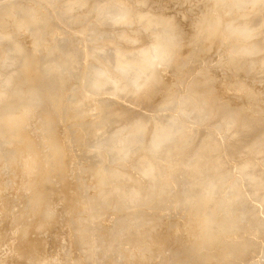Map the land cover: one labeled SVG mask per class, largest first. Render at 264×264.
Masks as SVG:
<instances>
[{
  "label": "rangeland",
  "instance_id": "1",
  "mask_svg": "<svg viewBox=\"0 0 264 264\" xmlns=\"http://www.w3.org/2000/svg\"><path fill=\"white\" fill-rule=\"evenodd\" d=\"M43 1L46 2V0H43ZM51 1H55L57 5L53 4V2ZM104 1L109 3V5L111 2L115 6H119L120 8L123 7L120 4V0H104ZM123 1L125 2L126 0H123ZM133 1H139L140 4L138 5V3L133 2ZM175 1L174 0H129L128 2L127 0L126 6L129 7V9L131 7V10L129 9L128 10L133 14L131 15L132 17L130 15L129 16L126 15L127 18L126 16L125 18L128 19L127 21L130 23L126 22V19L124 18V15H123L124 11H121V14L119 13L117 14V16L119 15L118 17L117 16L114 17V19L115 18L117 19V20L115 19L117 23L114 21L115 29H111L112 26L108 28L104 27V30L106 31L107 29L108 31L105 32L104 36L101 35L99 38L97 37L98 39L95 37L94 38L91 37L90 34L89 36H87L88 27H90L91 24L93 25L96 22L97 24L96 25L94 24L95 28L99 29L103 27L102 21L105 20L108 16L107 14H105L106 12L101 11V9L99 10V8H102L103 10L105 7H101L102 5L99 6V4H96V3H93L92 4L93 6L91 8L93 15H95L96 13L94 18L91 12H90V15L86 13V15L83 14L84 16L81 17V19L82 18L85 19L88 16H91L92 18L88 17L87 19L88 22H87V20H84V19L80 20V18L76 19L77 21L75 19L74 20L72 19L73 18L72 14L74 12H78L82 10L83 6L81 7L80 5H82L83 2L80 5H78V3L77 4L75 3V0H47V3L49 2L51 3L46 5L45 8H47V6H50V8L48 7V9L51 11H53L52 9L54 8V12L56 13V15H58L61 19L64 18L63 20L65 21L67 19L66 21L67 23H64L58 19L59 24L55 26L54 25L55 23L53 22V20L49 19L46 23H44V25H41V28L39 30V32L41 31L40 32L41 44L38 42L33 43L35 40L34 41L32 40L33 35L30 34L28 30L23 32L25 33V35L24 34H14V33L8 34L7 30L12 29L10 27L11 24L4 23L5 29L3 32H0V39L3 37V39L6 40L9 37H11L12 41H14L15 39L19 41L22 44L21 47L18 44L19 52H21L22 54L21 57L24 56L26 52L28 51L30 52L36 49V54L34 55L31 62L29 63V66L25 67V69L23 68V71L17 69L16 71L18 73L20 74L26 73L28 75L32 74L33 76H35L36 78L32 77L31 75L32 78L30 80V83H33L34 85H37V86L41 85L40 83L41 80L42 82L44 80L45 83L49 82L45 75L52 77L54 81L61 79V84H59L58 86L55 84H52L54 86V92H50V93L48 92L49 94L47 92L46 93L44 92V97L46 101L47 100L49 101V102L47 101L48 103L45 102L43 103V105H41V103H38V104H33L31 106V111L29 110V113L27 114L28 115L27 120L29 124L30 123L34 124V119L36 117V114L39 111H40L39 113L45 110H49V111L51 110V112H53L51 109V101H53L51 97H56L57 94L59 95V91L62 90L61 96L63 98L62 102L64 106L63 108L59 109V111L57 112H55L54 110L56 117L58 116V114H60L61 119H58L57 123L53 126L52 133H54V135L57 133L55 144L59 145L63 150L62 161L64 160L63 162L64 165L62 166L63 172H62V169H58L59 172L58 170L57 171L55 170V164H53V162H49L53 158L51 157L52 155L50 154V149H47L49 148V146L47 145V142L45 140L43 142L42 141L37 142L35 140V138H37L36 137L37 135L34 134V133H37V131L29 127V124L26 127L27 133H28L27 140L29 142L30 141L35 142V145L33 146L37 151H39V155H40V157L38 158L39 161L36 164L28 166L29 160L31 159L33 155L32 151L34 150V148L31 147V148L25 149L23 153L20 154L18 161L15 160L16 162L12 161L13 162L12 163L11 160H13L15 156V152L19 148V143L17 144L16 141H11V142L5 141L6 137L4 136L7 135V132L3 129V127L5 126L1 125L0 127V264H112V260H115L116 264H163V263L164 264H211V263L212 264H264V201L262 200L264 199V193H263L264 191L262 190L264 189V182H263L264 180V177H263L264 176V154H263L264 152L263 151L264 150L262 152L258 151V154H257L256 150H259L257 149L258 143H256L257 146H254L255 142H257L261 138V136L262 138H264L263 136L264 135L263 134L264 133V126H263L264 125V96H263L264 95V69H263L264 68V62H263L264 61L263 59L264 58V50H263L264 42H262L264 41V25H263L264 24V8L262 9V6H263L262 4H264V2H262V4L259 3L261 4L260 5L261 7L255 3L256 5L259 6V7L258 6L256 7V5L254 6L257 8V9L253 8L256 11L254 10L255 11L254 12L252 9L253 12H251V9H250V11L248 10L249 14L245 13L246 15L245 16L244 14L241 13L242 11H240V14H239L238 9L232 7L233 4L236 5L235 2L238 3V1H235V0H228V1L224 0L219 4H216V0H181V2L180 0H178V2L177 1L175 2ZM243 1H246L244 2L245 4L247 2L250 3V5H251V2L252 4H254L253 0H243ZM254 1L259 2V0H254ZM145 2H146V5H145ZM33 3H36V1L34 0H0V9L7 10V14L4 16L7 20H9L11 23L17 22L16 20H18L17 24L22 26L21 28H23L24 22L22 19L24 18L22 16L17 15L16 18L11 17L10 19L9 15L11 16L15 12L14 9L11 7V5L16 6V7L20 5L30 6ZM62 3L63 5H61ZM67 3H70L69 5L71 6L68 7L69 5ZM64 5L67 7H65ZM83 5H85V3ZM51 6L53 8H51ZM60 6L62 7V9L64 8L66 9V10H62L63 14H61L62 11H61ZM103 6L105 5L103 4ZM138 6L140 7L138 8ZM215 6H218L219 10H217ZM55 8H57V10L59 9L58 12L60 11V14H57ZM148 8L153 12H151ZM94 9H96L95 12L93 11ZM183 9H186V10H183ZM239 9H242V8L240 7ZM70 10H72V12H70ZM65 11L69 13L65 14ZM44 12L47 13V11H44ZM243 12L245 11L243 10ZM241 14H242V17H240ZM61 15H63L64 17L62 18ZM65 15H67V17ZM104 15L105 17H103ZM32 16L34 17V15ZM120 16L121 17L123 16V18L125 19V22L123 21L124 20L123 18L120 22L119 20L121 19ZM157 16H159L160 18H158ZM215 17H219V23L215 19ZM131 18L132 19L134 18V21ZM140 18L141 20H139ZM156 18L157 20L169 19L171 21V24L174 27L173 28V32H175L173 36L174 51L173 53L171 52V55H169L170 51L168 48H166V44L162 43L164 39H162L163 35L161 34H164V33L159 34L160 30L158 31L156 28L157 26L158 28H160L161 27V26L159 27L160 24L156 25L154 23H151L152 26H150L149 24L150 21H153L152 19H156ZM260 18H263L261 19L263 20V22H261ZM25 19L28 21V20H31L32 18L27 19L25 17ZM191 19H193V21ZM80 21L81 22L83 21V22L80 23ZM90 21L92 22L89 23ZM254 21H256L257 24H259V21H260V24L257 26L255 30L251 31V33H254L253 36L252 35L243 36V34L241 35L238 32L237 29L240 27V25L242 26L247 23L254 22ZM118 22H120V24ZM98 23H100V25H98ZM122 23H124L125 26ZM212 24L214 25L218 24V28L219 26L221 28H224L225 25H228L229 35L230 36L232 35L231 37H238V40L234 41V43L236 44L233 43L232 46L230 45V47H228L229 44H227V42L225 44L220 43L221 35L217 37V34L212 37H208L205 35H203L202 37L200 36L197 37V34L199 32H203V31L206 32L204 29L206 28L205 27L206 25L211 26ZM153 25L155 26L153 27ZM61 28H63L65 31L63 32ZM116 29H118V31H120L121 29L122 30L118 32ZM109 30H112V31H109ZM124 30H126L125 32L128 35L124 32ZM94 31L95 30H93V32ZM152 32L155 34L151 35L153 34ZM4 33L6 34V36H2ZM56 34L67 35L68 39L70 38L73 42L76 40L75 41L76 43L75 42L71 43V45L68 43V45H66L68 47H62L61 45H59V42L57 43V41H54ZM123 35H126V36H123ZM156 35L157 37H155ZM117 36L119 37L117 38ZM152 36L155 37V39ZM192 36H194V38ZM124 37L125 38L127 37L126 38L127 40ZM158 37L159 39H157ZM261 38L263 40H261ZM87 39H91V40H87ZM30 40L33 42L30 43L29 42ZM82 40L84 41L85 44L81 42ZM195 40H197L198 43H196ZM9 41L10 40H8V42ZM150 41H151V44H150ZM158 41H160V44L159 45L157 44L158 45L157 46L154 43H158ZM92 42L96 45H94ZM251 42H252V45H251ZM109 43L110 44L113 43V46L110 45ZM137 45L140 47L142 45L144 46L140 48ZM151 45L154 46L155 48H153ZM161 45L163 47H159ZM110 46H112V48H115V49L114 50L111 49ZM114 46H119V48L114 47ZM72 47H74L75 49ZM107 47H109L110 50L104 49ZM131 47H133L132 51H134V54H131L133 53L130 50ZM137 47L140 49H138ZM157 47H158L159 53H158V50H156ZM7 48L8 46L4 45L0 49V56L2 55L4 51H6L3 53V56L6 57L5 55H7V51H8ZM71 49L73 52L71 51ZM95 49H97L99 52ZM118 49H123V51H120ZM126 49H129V50H126ZM208 50L210 52H208ZM261 50L263 51L260 52ZM68 51L73 56H71ZM86 51L87 52L89 51V52L87 53ZM91 51H93L94 53ZM111 51L113 53H111ZM146 51H148L150 54L153 52L152 53L153 55L151 54L152 55L151 56ZM107 52L108 54H105L104 56H107V57L109 56V59L107 57L105 58L102 55ZM253 52H255V54ZM100 53L102 54L100 55ZM138 53L142 55L147 53L145 54V56L147 55L145 57L146 59L145 58H144L145 60L141 59L143 58V56L142 55L139 56ZM165 53L171 57L169 58L170 60L167 59V57L169 56H167ZM85 54L88 55V57ZM121 54H122V58H120ZM53 55L60 56L61 58L64 57L62 61L63 62L65 61L64 63L65 65L64 66L63 65L58 66L56 64L46 65L45 68L41 70V73H42L41 75H42V78L44 79L39 80L38 79L39 77H37L38 73L34 70V67L37 66V63L40 62V60L45 59V58H50ZM90 55H92V57ZM163 55L166 56L164 57L167 60L163 57ZM65 56H67V58ZM85 56L87 59H85ZM93 56H94V59H90V58H93ZM232 56L245 59L247 61V66H248L247 68H249L250 66V69H251V67L256 66V64L258 65L260 64L259 66L260 67L263 66V68H260L257 66V69L255 68L256 69L255 72L251 71L254 73L250 74L251 73L250 72L248 74L244 72L242 67L237 68L236 66L234 67L230 66L233 68L231 69L234 70L235 73L237 72L235 74L234 72H231L230 70L225 69V67L229 66V64L227 65L223 64L224 58L232 57ZM110 57L112 59H110ZM123 57L125 60H127L126 58H128V61H125V63L127 62L126 65L124 63ZM148 57L150 59L152 58L157 59L159 61V64L161 65L158 64L160 68L157 70V73H155V76H154L155 80L154 81L151 80L150 81L151 83L149 84L147 83V85H145L146 84L145 83L144 85L146 87H144L143 85H139L141 82L140 80L138 81V78L141 79L143 82H145L147 79L146 74L149 70H145L146 71L145 72L144 69L147 67L146 66L147 63L145 62ZM203 57L207 59V61L205 60V63H204ZM1 58H2L1 59L2 61L12 60L10 58L3 59L2 56ZM36 58L37 60L35 61ZM129 58L133 59L132 60L133 62H131L130 61L131 59L129 60ZM88 59H90V61ZM97 59L101 61H98ZM68 60H72V61H68ZM73 60H77L75 61L76 65ZM96 60L99 63L100 62L102 63L95 66L96 64H98V62L96 63ZM105 60L108 65L105 63ZM111 60H112V63L109 62ZM134 60L135 62L136 61L138 62L139 60L141 61L144 60V64H142L143 61L141 63L140 61L138 63L137 62L135 63ZM256 60H258L257 63H255ZM10 61H6L2 63L0 62V71L5 73L4 74L5 76H7L6 74H8L6 72V69L7 68L11 69L10 64L12 65L13 63V60L11 61V63ZM114 61L116 63H114ZM117 61L118 62L122 61V63L121 62L118 63ZM162 61H164L165 63H163ZM70 62H73L76 68L72 72L69 68V65H71L69 64ZM130 62L134 64H130ZM139 63L142 64V67H139L141 66ZM251 63L254 65L252 66ZM4 64L7 66H5ZM118 64L121 66L123 65L127 67L129 66L130 70L134 68L133 70L137 71L138 69V73L140 74L136 72H132V75H131L134 81L133 83L134 84L136 83L135 85L134 84L126 85V84H122L119 82L120 79L117 77H119L118 70L120 69L119 68L120 66H118ZM89 65H90V68L92 65L91 70H93L94 74L88 67ZM105 65L108 67H106ZM99 66L100 68L103 67L102 68L103 71L102 69L99 68ZM125 66H123V69H125L126 71L129 70V67L127 68ZM1 67L3 68L6 67L4 69L5 71H3ZM115 67H117L118 69L116 70ZM140 69H141V72H140ZM86 70L87 71L89 70L90 73L89 71L87 72ZM248 70H245V71H248ZM105 71L109 73L107 74ZM102 72L107 74L109 78L106 77L105 74L103 75ZM129 72L127 71L128 74ZM151 72L152 71H150L149 73ZM3 73H0V83L1 84L5 83V80H6L5 79L6 77L4 76L5 77L4 78L1 75ZM83 73H85L84 78L86 79V81L87 79L91 81V82L87 81L90 84H88L87 82L85 83L81 82L80 77H81V74ZM110 73H112V75L115 73L114 75L115 77L111 76ZM205 73L207 75L210 74L211 78L216 76L217 79L213 83H210L208 86L205 85L202 88V90L206 92L204 93L206 95L203 98L202 104H205V101H206L207 106H208V103L211 104L212 112L209 113L210 115L211 114L213 115V112L215 114L216 112L218 113V108H220L219 110L223 112L224 111L231 112L235 116V118L234 116L233 118L231 117L230 118L231 120L227 123H226V120L224 121L222 119L220 120L221 117L216 116L217 114L216 115L214 114L215 117L216 118L220 117V118L215 119L213 118L214 116L211 117L208 114L210 118L208 117V118H204L205 120L204 119L201 120V119L189 118L191 117V115L189 114H187L186 116H180L178 114L179 111L178 113H176L178 110V105H179L177 101H180L181 98H183L187 94L194 95L196 93V92L192 93V89H193L192 87L194 84V80H196L199 76L204 75ZM71 74H72V77H71ZM63 75H65L64 78L62 77ZM138 75L143 76V77H138ZM101 76L102 78H100ZM91 77H93V80H94L93 84L95 85V87L94 85H91L93 81ZM143 78H146V79L144 80ZM85 79H83V81ZM97 79H99L100 81L99 80L97 81ZM137 81H138V86H137ZM18 82H19V76L14 73V76L12 77V79H10V86L12 88L10 89V86H8L7 88L3 84L2 85L0 84V87L3 86L4 90H6L7 92L13 95L14 88L20 85V82L19 83ZM108 82H111V83H108ZM152 82H153V85H152ZM169 82L171 83L169 84ZM240 82L247 83L248 87L242 88L241 89L242 91L234 89L236 84ZM80 83H83V85L86 88L80 89L81 88ZM97 83H98V86L96 85ZM114 84L115 86H113ZM183 84L184 86L182 87ZM191 84L192 86H190ZM166 85H168L167 86L168 88L165 87ZM106 86L108 87V89L106 88ZM110 86L114 87V89ZM189 86L192 89L188 93V91L190 90L188 88ZM149 87L151 89H147ZM169 87L171 90L169 89ZM99 88H102V90H100ZM118 88L119 89L122 88V90L120 89L121 92ZM162 88H163V91H160L162 90ZM127 89L134 90V94L131 92L130 94L129 91L131 90L128 91ZM111 90H112V93H110ZM116 91H118L119 93H116ZM154 91L156 92V94ZM175 91L177 92L175 93ZM193 91L195 90L193 89ZM178 92H180V95L177 94ZM123 94H126L127 96ZM47 95H51V96L49 97ZM85 95L87 96L86 99L90 100L88 101V103L86 100H83V97ZM139 99L142 100V102ZM208 99L210 100V102ZM107 100L112 103L109 104ZM247 100H250V101H247ZM104 101L108 103L104 104ZM97 103H98V106H97ZM176 103L178 105H176ZM255 104L257 105L256 107H254ZM48 105L49 107L47 108ZM237 105H240V106H237ZM73 106L78 107V108H74ZM115 106L117 107L116 109L118 111L117 113H119V111L121 110L118 115L119 117L122 116V118L125 119L124 120L125 123L127 122L129 123L133 121V123L131 122L132 124L129 123L133 125L135 124L137 119L141 120L143 123L145 122V124L147 122L146 124L147 127L145 126L146 127L145 131L147 134L150 128H151L150 131L153 133V127L155 126L154 129L156 128V125L154 124L155 123L157 124L158 122L157 120H159V118L169 116V114L170 115L177 114L174 116L175 117L180 116V118H178L179 124L171 123L172 121L169 120L167 121L165 128H163L164 129L163 131L166 133L167 132L169 133L171 130L175 128L178 129V132H176L177 135L175 136L174 139L172 138V140H175V141H170L171 139L169 140L167 139L166 141L165 139V140H160V141L155 142L154 135L153 134L150 135L151 132H149L148 134L149 137L146 136L147 137L146 139L149 141L148 143L149 145L148 144H144V145L145 147L148 145L150 148L142 147V144L139 140V143H137V145L136 143H134V145L132 144L131 147L128 146L127 148H125V153L124 152L123 154L121 153L122 157H121V154H119L120 155L119 157L117 156L118 159H115L113 156H109L110 154L109 151L111 150V147L107 146L109 149L107 147L105 149L103 145H100L101 142L96 144V140H99V141L106 140L107 141L109 137L112 138L114 130H111L109 132L107 131L111 126H117L116 128L118 132L120 131L122 132L123 130L126 129L125 128L126 126H122L125 123H123L124 121H122L123 119L121 117H120L121 119L119 117L118 118L116 117L118 121L115 120L116 118L113 115V112L115 111ZM176 106H177V109H176ZM224 107H225V110H224ZM232 107L234 110L231 111ZM213 108H215L217 111L216 112L215 110L213 111ZM239 108L241 110H239ZM80 109H84V110L81 111ZM70 111L72 113H70ZM107 111H110V112L107 113ZM233 111H237V113ZM117 113L115 111L114 113L115 116H117ZM55 114H53L54 118H55ZM105 114L109 118L108 117L104 118ZM129 115L132 117L131 118L132 120L129 119L130 118ZM110 118L111 119L114 118V119L111 120ZM211 118L214 121V123L212 122ZM233 119H235V123ZM240 119L243 121H240V123H238L237 121H239ZM231 122H233V124ZM150 124H151V127H150ZM234 124L236 125L233 126ZM94 127L95 129H93ZM87 128H89V130ZM66 130H67V134L65 133ZM29 131L32 133H30ZM254 134L257 136H255ZM252 136H254V138ZM93 138L95 140H93ZM179 138L181 140V141L179 140L181 143L185 139H186L185 140L186 142L182 144L179 141L177 142ZM255 139H257V141ZM142 140H145V137ZM87 141L89 142L88 145H87ZM223 142L225 145L223 144ZM233 142L237 144H234ZM81 143L83 146L81 145ZM150 143L152 144L150 145ZM117 145L118 144H116V146H113V148L117 147ZM251 146H254V147L251 148ZM137 148L140 149V151ZM244 148L246 149L244 150ZM82 149L83 150L85 149V150L82 151ZM253 149L255 150V152ZM88 150L90 151L97 150V155L95 156L93 155L92 158L88 159V153H90L88 152ZM142 150H144L146 153H143L144 151L141 152ZM133 152H136V153H133ZM42 155H45V157ZM81 156L82 158L84 156L85 157L81 160ZM192 162H195L196 165L198 163L200 164L201 162V164L200 165L198 164L197 165L198 167L194 169L195 175L193 176V178H192V175L189 174L194 164V163L192 164ZM88 163H90V165ZM143 163L148 164V165L146 164L148 168L147 169L148 171L146 173L145 172L143 173V171H141L139 167V164H142L143 166L144 165ZM243 163L244 164L249 163L251 164V167H252L248 172H245L244 174L240 171L241 170L240 168L242 166L241 164ZM88 166L89 167L97 166V168H99V171L102 174L101 176H104L105 178V183L103 185L99 187L100 183L90 184L88 182L90 181L89 179L90 171L86 170V167ZM107 167H109L108 168L109 170L107 169ZM43 170H46V172ZM253 171L255 172L253 173ZM44 172L46 173V175L44 174ZM246 173H251L250 175L252 178L251 180H249L248 178H245ZM39 174L41 176H39ZM47 175H50L51 177ZM187 175H189L188 177L190 179L186 178ZM202 178H205L204 180L205 185L208 184L207 190H205L204 194L206 193L205 195L207 197L208 195L210 196L209 199H207L206 197V200H208L209 204L206 201L205 205L204 204L202 205L199 202H197L195 199H193L200 192V186H201L200 181ZM53 179H54V182H52ZM78 181L80 183H78ZM35 182L38 184H43L40 190L41 192L40 191L36 192L37 189H35L36 191L34 190L31 193L29 191L30 190L29 185H32ZM64 182L66 183L63 184ZM257 183H260V184H257ZM256 184L261 185L260 191L261 190L263 191L262 194L260 191H258V187ZM60 185L62 186L59 187ZM254 186L257 188L256 190H254L255 189ZM63 188L65 190H61ZM99 190L103 192L109 191L110 195L107 192L108 197L100 200V196L95 195L97 194ZM46 191H47V194L50 193L49 196L51 199L48 200L49 204H51L50 202L52 200L54 202H57V204H59L61 208L59 209L60 211L56 214L55 219L51 218L49 221L43 224L41 229H39L40 226H37V224L41 222L40 220H29L27 218L26 211L29 209V206L27 205L29 203L30 197H32L34 194L46 193ZM129 194L131 195L130 198H129ZM87 195L89 196L94 195L96 197L95 198L91 197V200L89 199V203H87L86 201L83 202L84 199L85 200L88 199ZM66 200L68 201L66 202ZM74 200H76V202H74ZM94 200L96 203L94 202ZM97 200L99 201L97 202ZM80 201H81V204H80ZM90 203H93L94 205L93 204L90 205ZM198 206L202 209V212L206 209L210 210L214 215L217 214L215 216L216 217L219 216V218H222L224 215L229 214L230 217L234 221L238 222L237 227L234 228V230L231 233L229 232V234L226 235L227 237L224 236V238L217 239V242H215V244L208 241V239L206 240L204 238H201L200 233L203 232L205 228L204 227L205 223L204 221H201V220H199L200 222L198 220L195 221L196 220L195 217H197L196 216L197 214L195 215L194 211L196 207ZM217 207H219L220 209ZM214 211L216 213H214ZM187 217L188 218L190 217V218L188 219ZM198 218L200 217L198 216ZM222 219L224 220L221 222L219 221L217 222V224L213 225V231L215 230L214 232H217L216 235L219 234L218 233L219 231H222L226 228L225 221L228 218L223 217ZM187 221L189 223H186ZM26 222L28 223V226ZM189 225L191 227H195L196 231L190 228L191 231L189 232L188 231L189 229L186 228ZM24 227L26 230L24 229ZM148 228L151 229L150 231H148L151 236V242L147 246L146 253L143 254V256H139L135 252L131 253L130 252L131 243L137 241L139 239L138 235L143 233L146 230H149ZM159 228L160 230L162 229L163 230L160 231L158 230ZM38 230L39 231L41 230V231L39 232ZM187 231L188 233H186ZM193 232L195 233V235ZM28 233L29 235H31V238L28 240L26 239V237L22 239L23 235L24 236L28 235ZM192 235L194 236L192 237ZM216 238H218V236H216ZM21 242L24 243L23 248L19 245L21 244ZM195 244L198 247H196ZM244 244H248L251 246L252 248L251 252L249 251L250 249L248 250V252L250 253L246 252V253L240 254L239 252H237V249L243 246ZM152 245L153 247H155L154 250H153ZM75 248H76V251H73ZM70 249L72 250L71 252L69 251ZM150 255L151 256L153 255L152 258H155V257L156 258L152 259ZM201 255L205 259L201 257ZM171 256H172V261L170 260ZM185 258L187 260H185ZM164 259L165 261L166 260L167 261L165 262ZM169 262H172V263H169Z\"/></svg>",
  "mask_w": 264,
  "mask_h": 264
},
{
  "label": "bare ground",
  "instance_id": "2",
  "mask_svg": "<svg viewBox=\"0 0 264 264\" xmlns=\"http://www.w3.org/2000/svg\"><path fill=\"white\" fill-rule=\"evenodd\" d=\"M34 1H36V3H33L32 5H30V6H13V5H11V7L14 9V13L10 16L9 15V17H10V19H11V17L13 18H16L17 17V15H19V16H22L24 19H22L23 20V28H21L22 26H20V25H18L17 24V22H18V20H16L17 22H14V23H11L9 20H7L4 16L7 14V10H5V9H0V32H3L4 31V29H5V27H4V23H10L11 24V28L12 29H9V30H7V33L8 34H11V33H14V34H24L25 35V33H23V32H25V31H29L30 32V34H32L33 35V38H32V40L34 41H29L30 43L31 42H33V43H35V42H38V43H40L41 44V41H40V32H39V30H40V28H41V25H44V23H46L49 19H52L53 20V22L55 23L54 25L55 26H57L58 24H59V20H61L62 22H64V23H67L66 21H67V19H66V21L65 20H63L64 18V16L63 15H61V17L63 18V19H61L58 15H56V13L54 12V8L52 7L53 6V4H55V5H57L56 3H55V1H51V2H53V4H52V6H51V8H53L52 10L53 11H51V10H49L48 9V7L50 8V6H47V8H45L46 7V5H48L49 3H51V2H49V3H47V0H46V2L45 1H43V0H34ZM122 1V2H121ZM175 1V0H174ZM177 2H178V0H176ZM175 1V2H176ZM222 1H224V0H216V4H219V3H221ZM228 1V0H227ZM235 1H238V3L237 2H235L236 3V5L235 4H233L232 5V7L233 8H237L238 9V12H239V14H240V11H242L241 13L242 14H244L245 15V13H247V14H249V12H248V10L250 11V9H251V12H253L255 9H257L256 7L259 5H261L262 4V2H264L263 0H259V2H255L254 0H253V2H254V4H252V2H251V5H250V3H244V2H246V1H243V0H235ZM43 2H45V3H43ZM57 2V1H56ZM68 2V1H67ZM70 2V1H69ZM74 2V1H73ZM72 2V3H73ZM83 2V3H82ZM117 2V1H116ZM128 2H129V0H128ZM133 2H136V3H138V5L140 4L139 3V1H133ZM180 2H181V0H180ZM58 3V2H57ZM59 3H61V2H59ZM75 3L77 4L78 3V5H80L81 3H82V5H80L81 7L83 6V7H85V8H83L82 7V10H80V11H78V12H74L73 14H72V16H73V20L75 19H79L80 18V20H82V19H84V18H82L81 19V17L82 16H84L83 14H85L86 15V13L88 14V15H90V12H91V14L93 15V13H92V11H91V8H92V4L93 3H96V4H99V6H101V7H105L103 10H102V8H99V10L101 9V11H104V12H106L105 14H107V18L105 19V20H103L102 21V26L103 27H101V28H99V29H97V28H95L94 27V24L96 25L97 24V22L96 23H94L93 25L91 24V26L90 27H88V35L87 36H89V34L91 35V37H95V38H99L101 35L102 36H104L105 35V32L106 31H108L107 29H106V31L104 30V27L105 28H108V27H111L112 26V28L111 29H115V24H114V21H115V19H114V17H116L117 16V14L119 13V14H121V11H124V18H125V16L127 15V16H131L133 13H131L129 10H131V7H130V9H129V7H127L126 5H127V0L124 2L123 0H120V4L123 6V7H119V6H115L114 4H112L111 2H110V5H109V3H107V2H105L104 0H75ZM85 3V5H83ZM131 3V2H130ZM189 3V2H188ZM258 4V5H256V4ZM259 3H261V4H259ZM66 4V3H65ZM68 5L70 4V3H67ZM103 4L105 5V6H103ZM36 5V6H35ZM55 5H54V7H55ZM61 5H63V3L61 4ZM131 5V4H130ZM144 5V4H143ZM145 5H146V2H145ZM161 5V4H160ZM256 5V7H254ZM263 6H262V9L264 8V4H262ZM65 6V5H64ZM71 5H69L68 7H70ZM132 6V5H131ZM162 6V5H161ZM258 6V7H259ZM39 7H41V8H39ZM57 7H59V6H57ZM61 7V6H60ZM65 7H67V6H65ZM96 7H97V5H96ZM96 7H94V8H96ZM140 6H138V8H139ZM173 7V6H172ZM175 7V6H174ZM179 7V6H178ZM188 7V6H187ZM242 8V9H239V8ZM261 7V6H260ZM64 8V7H63ZM122 8H124V9H122ZM215 8L217 9V10H219V8H218V6H215ZM231 8V7H230ZM253 8H255V9H253ZM56 9V12H57V14H60V11L58 12V10H57V8H55ZM69 9V8H68ZM129 9V10H128ZM149 9V8H148ZM175 9V8H174ZM252 9H253V11H252ZM260 9V8H259ZM49 10V11H48ZM62 10H66L65 8L64 9H62V7H61V11ZM95 10L96 9H94L93 11L95 12ZM136 10V9H135ZM135 10H134V12H135ZM150 10V9H149ZM180 10V9H179ZM183 10H186V9H183ZM243 10L245 11V12H243ZM44 11H47V13H45ZM151 11V10H150ZM168 11V10H167ZM166 11V12H167ZM174 11V10H173ZM256 11V10H255ZM254 11V12H255ZM70 12H72V10H70ZM144 12V11H143ZM151 12H153V11H151ZM163 12H165V11H163ZM186 12V11H185ZM66 13H69V12H66L65 11V14ZM158 13V12H157ZM181 13V12H180ZM195 13H197V12H195ZM61 14H63V11L61 12ZM102 14H103V12H102ZM172 14H174V13H172ZM177 14V13H176ZM242 14H241V16L240 17H242ZM32 15H34V17L32 16ZM68 15V14H67ZM67 15H65L66 17H67ZM87 15V16H88ZM95 15H96V13H95ZM95 15H93V18H94V16ZM142 15V14H141ZM140 15V16H141ZM191 15V14H190ZM195 15V14H194ZM71 16V17H72ZM119 16V15H118ZM117 16V17H118ZM127 16H126V18H127ZM152 16H154V15H152ZM156 16V15H155ZM160 16V15H159ZM159 16H157L158 18H160ZM169 16V15H168ZM170 16H171V14H170ZM202 16V15H201ZM246 16V15H245ZM21 17V18H22ZM25 17L28 19H30V18H32L31 20H26L25 19ZM58 17V18H57ZM88 17H91V16H88ZM88 17L87 18H85L84 20H87L88 19ZM103 17H105V15L103 16ZM121 17V16H120ZM132 17V16H131ZM137 17V16H136ZM165 17V16H164ZM70 18V17H69ZM68 18V19H69ZM92 18V17H91ZM90 18V19H91ZM122 18H123V16L121 17V19H119L120 20V22H121V20H122ZM123 18V19H124ZM125 18V19H126ZM129 18V17H128ZM152 18V17H151ZM154 18V17H153ZM169 18V17H168ZM59 19V20H58ZM71 19V20H72ZM125 19L123 20L124 22H125ZM132 19V18H131ZM180 19V18H179ZM185 19V18H184ZM215 19L218 21V23H219V17H215ZM254 19H256V18H254ZM253 19V20H254ZM261 19H263V18H260V20ZM94 20H96V19H94ZM117 20V19H116ZM118 20V21H119ZM128 19H126V22H128L127 21ZM133 21H134V18L132 19ZM139 20H141V18L139 19ZM153 21H150L149 22V24H150V26H152V24L151 23H154V24H156V25H159V27L160 28H158V26L156 27L157 28V30L159 31L160 30V33L159 34H161V33H164V34H161V35H163V38L162 39H164V41H162V43H164V44H166V48H168L169 49V51H170V54L169 55H171V52L173 53V51H174V45H173V36H174V34H175V32H173V25L171 24V21L169 20V19H160V20H157V18L156 19H152ZM192 21H193V19H191ZM70 21V20H69ZM77 21V20H76ZM79 21V20H78ZM101 21V20H100ZM190 21V20H189ZM204 21V20H203ZM216 21V22H217ZM83 22V21H82ZM81 21H80V23H82ZM87 22H88V20H87ZM92 21H90L89 23H91ZM95 22V21H94ZM99 22V21H98ZM116 22V21H115ZM120 22H118L119 24H120ZM136 22V21H135ZM191 22V21H190ZM261 22H263V20H261ZM74 23H76V22H74ZM79 23V22H78ZM88 23V24H89ZM117 23V22H116ZM128 23H130V22H128ZM70 24V23H69ZM118 24V25H119ZM123 25H124V23H122ZM121 24V25H122ZM127 24V23H126ZM259 24H260V21H259ZM259 24H257V22L256 21H254V22H250V23H247V24H245V25H240V27L237 29L238 30V32L242 35L243 34V36H253V34L254 33H251V31L252 30H255L256 28H257V26L259 25ZM98 25H100V23H98ZM118 25H117V27H118ZM190 25V24H189ZM216 25V24H215ZM214 24H212L211 26L210 25H206L205 27L206 28H204L205 29V31L206 32H199L198 34H197V37H202L203 35H205V36H208V37H212V36H214V35H216L217 34V37L219 36V35H221V37H220V39H221V41H220V43H226L227 42V44H229L228 45V47H230V45L232 46L233 45V43H234V41H236V40H238V37H231L230 35H229V27H228V25H225L224 26V28H221L220 26H219V28H218V24L215 26ZM264 25V24H263ZM89 26V25H88ZM114 26V27H113ZM125 26V25H124ZM149 26V25H148ZM155 25H153V27H154ZM192 27V26H191ZM228 27V28H227ZM260 27V26H259ZM8 28V27H7ZM76 28V27H75ZM122 28V27H121ZM152 28V27H151ZM201 28H202V26H201ZM262 28V27H261ZM62 30H63V32L65 31L63 28H61ZM73 29H74V27H73ZM79 29V28H78ZM103 29V30H102ZM126 29V28H125ZM155 29V28H154ZM76 30V29H75ZM93 30H95L94 32H93ZM117 31H118V29H116ZM115 30V31H116ZM122 30V29H121ZM120 30V31H121ZM135 30V29H134ZM157 30H156V32H157ZM68 31V30H67ZM109 31H112V30H109ZM116 31V32H117ZM120 31H118V32H120ZM126 30H124V32H125ZM70 33V32H69ZM126 33V32H125ZM146 33V32H145ZM153 33V32H152ZM195 33H196V31H195ZM108 34V33H107ZM106 34V35H107ZM115 34H117V33H115ZM124 34V33H123ZM127 34V33H126ZM155 33H153V34H151V35H154ZM157 34V33H156ZM159 34H158V36H159ZM27 35V34H26ZM70 35V34H69ZM119 35V34H118ZM128 35V34H127ZM129 35H131V34H129ZM2 36H6V34L4 33ZM9 36V35H8ZM18 36V35H17ZM120 36V35H119ZM119 36H117V38L119 37ZM123 36H126V35H123ZM263 36V35H262ZM27 37V36H26ZM75 37V36H74ZM121 37V36H120ZM132 37H134V36H132ZM151 37V36H150ZM153 37V36H152ZM155 37H157V35L155 36ZM155 37H153L154 39H155ZM160 37H162V36H160ZM193 38H194V36H192ZM216 37V38H217ZM6 38V37H5ZM10 38V39H9ZM8 39H3V37L0 39V49L5 45V46H8V48H7V55H5L6 57H4L3 56V53L4 52H6V51H2L3 53H2V57H3V59H5V58H10V59H12L13 60V63H12V65L10 64V67H11V69L10 68H7L6 69V72L8 73V74H6L7 76H5L4 74L5 73H3V72H1L0 71V73H3V74H1L6 80H5V83H2L4 86H6L7 88H8V86H10V79H12V77L14 76V73L15 74H17L18 76H19V82H20V85L17 87H15L14 88V94L12 95V94H10L9 92H7L6 90H4V88H3V86L2 87H0L1 89H0V127H1V125H3V126H5V127H3V129L7 132V135H5L4 137H6V140L5 141H16V143L18 144L19 143V148L17 149V151L15 152V156H14V158H13V160H11V162L13 161H18V159H19V156H20V154H22L23 153V151L25 150V149H28V148H34V146L33 145H35V142H29L28 140H27V137H28V133H27V125L29 124V122H28V120H27V114L29 113V110L31 111V106L33 105V104H38V103H41V105H43V103H45V102H47L46 101V99H45V97H44V92L46 93H50V92H54V86L52 85V84H55V85H59V84H61V79L60 80H55L54 81V79L52 78V77H50V76H48V75H45L46 77H47V80L49 81V82H44V80H43V82H42V80L41 79H44V78H42V73H41V70L43 69V68H45V66L46 65H49V64H56V65H58V66H64L65 64V61L63 62L62 61V59L64 58V57H60V56H55V55H53L52 57H50V58H45V59H42V60H40V62H35V63H37V66H35L34 67V70L38 73L37 74V77H39L38 79L39 80H41V85H34L33 83H30V80H31V78L32 77H35V76H33L32 74V77H31V75H28V74H26V73H22V74H20V73H18L16 70L17 69H19V70H22L23 71V68L25 69V67H28L29 66V63L31 62V60H32V58L34 57V55L36 54V49H34V50H32V51H28V52H26L25 54H24V56H22L21 57V52H19V45H20V47L22 46V44L19 42V41H17L16 39L14 40V41H12V38L11 37H9ZM92 38V39H93ZM97 38V39H98ZM125 38V37H124ZM123 38V39H124ZM127 38V37H126ZM125 38V39H126ZM130 38V37H129ZM135 38H137V37H135ZM134 38V39H135ZM259 38V37H258ZM263 38V37H262ZM261 38V40H263ZM122 39V38H121ZM133 39V38H132ZM157 39H159V37L157 38ZM161 39V38H160ZM8 40H10L9 42H8ZM29 40V39H28ZM87 40H91V39H87ZM115 40V39H114ZM127 40V39H126ZM153 40V39H152ZM254 40H256V39H254ZM54 41H57V43L59 42V45H61L62 47H68V46H66V45H68V43L71 45V43H74L70 38L68 39V36L67 35H62V34H56V36H55V39H54ZM137 41H138V39H137ZM156 41V40H155ZM161 41V40H160ZM160 41H158V43H154V44H160ZM196 41V43H198L197 42V40H195ZM194 41V42H195ZM81 42H83L84 43V41L82 40ZM132 42V41H131ZM134 42V41H133ZM153 42V41H152ZM157 42V41H156ZM239 42V41H238ZM242 42V41H241ZM262 42H264V41H262ZM8 43V44H7ZM10 43V44H9ZM17 43V44H16ZM76 43V42H75ZM93 43V42H92ZM118 43H119V41H118ZM143 43V42H142ZM191 43H193V42H191ZM201 43V42H200ZM255 43V42H254ZM19 44V45H18ZM54 44H55V42H54ZM85 44V43H84ZM94 44V43H93ZM110 44V43H109ZM114 44H116V43H114ZM126 44V43H125ZM137 44V43H136ZM150 44H151V41H150ZM164 44H162V45H164ZM234 44H236V43H234ZM94 45H96V44H94ZM110 45H112L113 46V43H111ZM157 45V46H158ZM159 46V47H163V46ZM199 45V44H198ZM197 45V46H198ZM208 45V44H207ZM251 45H252V42H251ZM256 45V44H255ZM73 46H74V44H73ZM91 46V45H90ZM109 46V45H108ZM112 46H110L111 47V49H115V48H112ZM138 46V45H137ZM144 45H142L141 47L140 46H138V47H140V48H142ZM148 46V45H147ZM146 46V47H147ZM152 46V45H151ZM168 46V47H167ZM194 46V45H193ZM211 46V45H210ZM54 47V46H53ZM61 47V48H62ZM92 47H94V46H92ZM114 47H118L119 48V46H114ZM137 47V48H138ZM153 48H155L154 46H152ZM206 47H208V46H206ZM263 47H264V45H263ZM35 48V47H34ZM51 48V47H50ZM49 48V49H50ZM60 48V49H61ZM72 48H74V47H72ZM96 48V47H95ZM121 48V47H120ZM124 48H126V47H124ZM123 48V49H124ZM132 48L133 47H131V51H132ZM140 48H138V49H140ZM151 48V47H150ZM197 48H199V47H197ZM211 48V47H210ZM253 48V47H252ZM4 49H5V47H4ZM55 49V48H54ZM59 49V50H60ZM67 49V48H66ZM75 49V48H74ZM98 49H99V47H98ZM104 49H107V50H110L109 49V47H107V48H104ZM123 49H118V50H120V51H123ZM149 49V48H148ZM147 49V50H148ZM162 49V48H161ZM164 49H165V47H164ZM206 49V48H205ZM53 50V49H52ZM85 50V49H84ZM92 50V49H91ZM95 50H97V49H95ZM106 50V51H107ZM117 50V51H118ZM126 50H129V49H126ZM134 50V49H133ZM135 50H137V49H135ZM153 50V49H152ZM151 50V51H152ZM156 50H158V47H157V49ZM167 50V49H166ZM264 50V49H263ZM263 50H261L260 52H262ZM27 51V50H26ZM63 51V50H62ZM70 51V50H69ZM68 51V52H69ZM71 51H72V49H71ZM90 51V50H89ZM88 51V52H89ZM94 51V50H93ZM93 51H91V52H93ZM98 51V50H97ZM103 51V50H102ZM150 51V50H149ZM161 51H163V50H161ZM196 51H197V49H196ZM250 51V50H249ZM54 52H56V51H54ZM64 52V51H63ZM68 52H67V54H68ZM73 52V51H72ZM87 52V51H86ZM87 52V53H88ZM96 52V51H95ZM99 52V51H98ZM108 52H110V51H108ZM108 52L107 53H104V54H102V53H100V55L102 54L103 56L105 55V54H108ZM116 52V51H115ZM114 52V53H115ZM126 52V51H125ZM124 52V53H125ZM128 52V51H127ZM133 53H131V54H134V51H132ZM140 52V51H139ZM146 52H148V51H146ZM168 52V51H167ZM208 52H210L209 50H208ZM84 53H85V51H84ZM94 53V52H93ZM93 53H91V54H93ZM97 53V52H96ZM111 53H113L112 51H111ZM119 53V52H118ZM136 53V52H135ZM153 53V52H152ZM151 53V54H152ZM158 53H159V50H158ZM157 53V54H158ZM161 53V52H160ZM186 53H188V52H186ZM225 53V52H224ZM228 53V52H227ZM226 53V54H227ZM254 54H255V52H253ZM69 54H70V52H69ZM73 54V53H72ZM77 54V53H76ZM127 54H129V53H127ZM139 54V53H138ZM142 54H143V52H142ZM142 54H139V56L140 55H142ZM145 54H147V53H145ZM145 54L144 55H142L143 56V58H141V59H144L146 56H145ZM148 54H150L149 52H148ZM150 54V55H151ZM162 54V53H161ZM166 54V53H165ZM229 54H231V53H229ZM228 54V55H229ZM232 54H234V53H232ZM238 54V53H237ZM71 55V54H70ZM86 55V54H85ZM96 55V54H95ZM113 55V54H112ZM115 55V54H114ZM149 55V56H150ZM153 55V54H152ZM151 55V56H152ZM167 55V54H166ZM169 55H167V56H169ZM261 55V54H260ZM1 56H0V60L2 59L1 58ZM67 56H69V55H67ZM67 56H65L66 58H67ZM71 56H73V55H71ZM87 57H88V55H86ZM86 56H85V59H87L86 58ZM91 57H92V55H90ZM97 56V55H96ZM96 56H95V58H96ZM118 56V55H117ZM116 56V57H117ZM137 56V55H136ZM161 56V55H160ZM165 55H163V57H164ZM196 56V55H195ZM83 57V56H82ZM102 57V56H101ZM100 57V58H101ZM105 58L107 57V56H104ZM125 57V56H124ZM124 57H123V59H124ZM130 57H132V56H130ZM156 57V56H155ZM158 57V56H157ZM166 57V56H165ZM164 57V58H165ZM187 57V56H186ZM69 58V57H68ZM71 58H73V57H71ZM90 58V57H89ZM108 59H109V56L107 57ZM120 58H122V54H121V56H120ZM162 58V57H161ZM169 58H171L170 56L169 57H167V59H169ZM204 58V57H203ZM90 59H94V56H93V58H90ZM90 59H88L89 61H90ZM110 59H112L111 57H110ZM127 60H125L124 59V63H125V61H128V58H126ZM131 58H129V60H130ZM138 59V58H137ZM146 59V58H145ZM144 59V60H145ZM153 59V60H152ZM152 59H150L149 57L147 58V60H146V62L145 63H147V67L146 68H148V69H146L144 66V71L145 70H149L148 72H147V74H146V78H143L144 80L146 79V81L145 82H143L141 79H139L138 78V81L140 80V84L139 85H143L144 87H146L145 85H147V83L149 84V83H151L150 81L152 80V81H154L155 80V73H157V70L160 68V66L159 65H161V64H159V61L157 60V59H155V58H152ZM157 60V61H155V60ZM166 59V58H165ZM164 59V60H165ZM166 59V60H167ZM209 59V58H208ZM259 59V58H258ZM264 59V58H263ZM11 60V61H12ZM37 60V58L35 59V61ZM64 60H66V59H64ZM98 60V59H97ZM96 60V63L98 62V61H101V60H98L97 61ZM122 60V59H121ZM133 59H131L130 61L131 62H133L132 61ZM135 60H136V58H135ZM135 60H134V62H135ZM144 60H139L140 61V63L142 62V64H144ZM163 60V59H162ZM170 60V59H169ZM204 60V63H205V60L207 61V59L206 58H204L203 59ZM6 61H10V60H6ZM5 60L4 61H0L1 63L2 62H6ZM11 61H10V63H11ZM34 61V60H33ZM68 61H72V60H68ZM67 61V62H68ZM74 62L75 61H77V60H73ZM104 61V60H103ZM123 61V60H122ZM122 61H117L118 63H122ZM138 61V62H139ZM161 61V60H160ZM199 61V60H198ZM202 61V60H201ZM257 61L258 60H256L255 61V63H257ZM92 62V61H91ZM95 62V61H94ZM108 62V61H107ZM109 62H111L112 63V60L111 61H109ZM130 62V64H134V63H131ZM137 62V61H136ZM135 62V63H136ZM137 62V63H138ZM158 62V63H157ZM163 63H165L164 61H162ZM168 62V61H167ZM197 62V61H196ZM226 62V63H225ZM260 62H262V61H260ZM264 62V61H263ZM8 63V62H7ZM7 63H5V64H7ZM84 63V62H83ZM102 62H98V64H96L95 66H97V65H99V64H101ZM105 63H106V60H105ZM114 63H116L115 61H114ZM129 63V62H128ZM139 63V64H140ZM161 63V62H160ZM4 64V65H5ZM69 64H71V65H69V68H70V70H71V72L72 71H74L76 68H75V65H76V62H75V65H74V63L73 62H70ZM78 64V63H77ZM107 64V63H106ZM127 64V62L125 63V65ZM142 64H140L141 66H139V67H142ZM159 64V65H158ZM167 64V63H166ZM165 64V65H166ZM184 64V63H183ZM223 64L224 65H227V64H229V66H226L225 67V69L226 70H230L231 72H234L235 73V71L234 70H232L233 68L232 67H234V66H236L237 68L238 67H242L243 68V70H244V72L245 73H250L251 71H256V69H257V66L258 67H260L258 64H256V66H254V67H251V69H250V66H249V68H247L248 66H247V61L245 60V59H243V58H240V57H226V58H224V62H223ZM249 64V63H248ZM252 64V63H251ZM3 65V66H4ZM94 65V64H93ZM108 65V64H107ZM114 65V64H113ZM125 65H123V66H125ZM207 65V64H206ZM250 65V64H249ZM254 64H252V66H253ZM5 66H7V65H5ZM94 66V67H95ZM101 66V65H100ZM100 66H99V68H100ZM104 66V65H103ZM106 66V65H105ZM118 66H120L119 68V70H118V74H119V77H117V75H116V77L117 78H119L120 80H119V82L120 83H122V84H126V85H133L134 83V81H133V79H132V77H131V75H132V72H136V73H138V69H137V71H135V70H133V69H131V70H133V71H131L130 70V67H129V70H127L128 72H129V74L127 73V71L125 70V69H123V66H121V65H119L118 64ZM133 66V65H132ZM230 66H232V67H230ZM89 68H90V65L88 66ZM106 67H108V66H106ZM122 67V68H121ZM125 67H127V66H125ZM124 67V68H125ZM127 67V68H128ZM135 67V66H134ZM169 67V66H168ZM174 67H176V66H174ZM173 67V68H174ZM2 69H3V71H5L4 69L6 68H3V67H1ZM91 68H92V65H91ZM91 68H90V70H91ZM103 67H101L100 69H102ZM109 68H110V66H109ZM108 68V69H109ZM116 68V70L118 69L117 67H115ZM136 68V67H135ZM218 68H220V67H218ZM232 68V69H231ZM256 68V69H255ZM260 68H263V66L262 67H260ZM1 69V70H2ZM9 69V70H8ZM88 69V68H87ZM95 69V68H94ZM98 69V68H97ZM107 69V70H108ZM113 69V68H112ZM204 69V68H203ZM214 69V68H213ZM224 69V70H225ZM249 69V70H248ZM259 69V68H258ZM264 69V68H263ZM105 70V69H104ZM111 70V69H110ZM143 70V69H142ZM245 70H248V71H245ZM87 71V70H86ZM89 71V70H88ZM87 71V72H88ZM92 71V73H93V70H91ZM102 71H103V69H102ZM115 71V70H114ZM150 71H152L151 73H149ZM156 71V72H155ZM190 71V70H189ZM218 71V70H217ZM221 71V70H220ZM84 72H85V70H84ZM106 72V71H105ZM111 72H113V71H111ZM140 72H141V69H140ZM146 72V71H145ZM187 72V71H186ZM206 72V71H205ZM226 72V71H225ZM254 72H251L250 74H252V73H254ZM51 73V72H50ZM89 73H90V71H89ZM88 73V74H89ZM96 73V72H95ZM103 73V72H102ZM102 73H101V75H102ZM107 73V72H106ZM109 73V72H108ZM107 73V74H108ZM144 73V72H143ZM188 73V72H187ZM201 73V72H200ZM237 73V72H236ZM235 73V74H236ZM66 74V73H65ZM85 73H83V74H81V77H80V80H81V82H83V83H85V82H87V81H90V80H88L87 79V81H86V79L84 78L85 77V75H84ZM94 74V73H93ZM93 74H92V76H93ZM105 73H103V75H104ZM107 74H105L106 75V77H108L107 76ZM111 74V76H114L115 75V73L112 75V73H110ZM138 74H140V73H138ZM172 74V73H171ZM184 74H186V73H184ZM234 74V75H235ZM67 75V74H66ZM86 75H87V73H86ZM134 75V74H133ZM142 75V74H141ZM228 75V74H227ZM110 76V77H111ZM136 76H137V74H136ZM179 76V75H178ZM181 76V75H180ZM220 76V75H219ZM63 78L65 77V75H63L62 76ZM71 77H72V74H71ZM90 77V76H89ZM94 77H96V76H94ZM105 77V76H104ZM115 77V76H114ZM138 77H143V76H140V75H138ZM145 77V76H144ZM240 77V76H239ZM36 78V77H35ZM86 78H87V76H86ZM92 78V80H93V77H91ZM99 78V77H98ZM100 78H102V76L100 77ZM109 78V77H108ZM83 79H85L84 81H83ZM90 79V78H89ZM105 79H107V78H105ZM196 79V78H195ZM217 79V77L216 76H214L213 78H211V75L209 74V75H207L206 73L204 74V75H202V76H199L196 80H194V84H193V89L195 90V91H193V89L192 88H190V86H192V84L188 87L190 90L188 91V93L191 91V89H192V93H195L194 95L192 94H187L186 96H184L183 98H181V100L180 101H177L178 103H179V105L176 103V105H178V110H177V112L176 113H178V111H179V115L180 116H186L187 114H189V115H191V117H189V118H194V119H201V120H203L204 118H208L209 116H211V117H213V118H215V119H217V118H220V120L222 119L223 121L224 120H226V123L227 122H229L231 119V117L233 118V114L231 113V112H227V111H220L219 109L220 108H218V113L216 112L217 110V107H216V109L215 108H213V111L215 110V112H216V114L213 112V115L211 114H209L210 112H212V108H211V104H209L208 103V106H207V104H206V101H205V104H202V101H203V98L205 97V95L206 94H204V93H206V92H204L203 90H202V88L206 85V86H208L210 83H213L215 80ZM228 79H229V77H228ZM99 79H97V81H98ZM182 80V79H181ZM100 81V80H99ZM109 81V80H108ZM113 81V80H112ZM111 81V82H112ZM138 81H137V86H138ZM234 81V80H233ZM18 82V83H19ZM63 82V81H62ZM91 82V81H90ZM105 82V81H104ZM111 82H108V83H111ZM116 82V81H115ZM143 82V83H142ZM249 82V81H248ZM72 83V82H71ZM83 83H80L81 84V88L80 89H85L86 87L83 85ZM88 84H90L89 82H87ZM94 83V80L92 81V84L91 85H94L93 84ZM114 83V82H113ZM112 83V84H113ZM146 83V84H145ZM159 83V82H158ZM171 82H169V84H170ZM189 83V82H188ZM1 84V83H0ZM1 84V85H2ZM102 84H103V82H102ZM136 84V83H135ZM134 84V85H135ZM145 84V85H144ZM154 84H155V82H154ZM163 84V83H162ZM167 84V83H166ZM174 84V83H173ZM97 86H98V83L96 84ZM104 85H105V83H104ZM151 85V84H150ZM152 85H153V82H152ZM157 85V84H156ZM187 85V84H186ZM235 85V84H234ZM88 86V85H87ZM100 86H101V84H100ZM113 86H115V84L113 85ZM120 86V85H119ZM142 86V87H143ZM160 86V85H159ZM159 86H158V88H159ZM163 86V85H162ZM168 85H166L165 87H167ZM184 86V84L182 85V87ZM94 87H95V85H94ZM103 87V86H102ZM110 87H112V86H110ZM109 87V88H110ZM117 87V86H116ZM129 87V86H128ZM181 87V88H182ZM246 87H248V85H247V83H244V82H240V83H238V84H236V86L234 87V89H237V90H240V91H242L241 89L242 88H246ZM3 88V89H2ZM12 87L10 86V89H11ZM98 88V87H97ZM96 88V89H97ZM106 88L108 89V87L106 86ZM113 89H114V87H112ZM157 88V87H156ZM157 88V89H158ZM168 88V87H167ZM166 88V89H167ZM185 88V87H184ZM257 88V87H256ZM6 89V88H5ZM100 90H102V88H99ZM104 89V88H103ZM119 89V88H118ZM121 90H122V88H120ZM119 89V90H120ZM125 89V88H124ZM147 89H151L150 87L149 88H147ZM147 89H145V90H147ZM165 89V88H164ZM169 89H170V87H169ZM2 90V91H1ZM116 90H117V88H116ZM121 90H120V92H121ZM128 90V89H127ZM129 90H131V89H129ZM128 90V91H129ZM171 90V89H170ZM180 90V89H179ZM182 90V89H181ZM61 91L62 90H60L59 91V95L57 94L56 95V97H51V99L53 100V101H51V109H52V111L53 112H51V110L49 111V110H45V111H43V112H41V113H37L36 114V117H35V119H34V124L33 123H30L29 124V127H31V128H33V130H36L37 131V133H34V134H36L37 136V138H35V140L37 141V142H43L44 140L47 142V145L49 146V148H47V149H50V154L52 155H50L53 159L51 160V161H49V162H53V164H55V170L57 171L58 169H62L63 167V165H64V160L62 161V153H63V150H62V148L59 146V145H57V144H55V142H56V138H57V136H56V134L54 135V133H52V129H53V126L57 123V121H58V119H61V116H60V114H58V118L56 117V114L54 113V110H55V112H57V111H59V109H61V108H63V106H64V104H63V98H62V96H61ZM127 91V92H128ZM144 91V90H143ZM160 91H163V88H162V90H160ZM65 92V91H64ZM97 92V91H96ZM133 93L134 94V90H131V91H129V93ZM148 92V91H147ZM152 92V91H151ZM155 92V91H154ZM177 91H175V93H176ZM180 92H182V91H180ZM180 92H178L177 94L178 95H180ZM48 93V94H49ZM98 93V92H97ZM110 93H112V90H111V92ZM116 93H119L118 91H116ZM130 93V94H131ZM160 93V92H159ZM187 93V92H186ZM140 94V93H139ZM155 94H156V92H155ZM154 94V95H155ZM97 95V94H96ZM123 95H126V94H123ZM159 95V94H158ZM245 95V94H244ZM47 96H51V95H47ZM91 96V95H90ZM127 96V95H126ZM264 96V95H263ZM49 97H48V99H49ZM86 95L83 97V100H86L87 101V103H88V101H90V100H87L86 99ZM112 97V96H111ZM125 97V96H124ZM246 97V96H245ZM116 98V97H115ZM152 98H153V96H152ZM207 98V97H206ZM88 99H90V98H88ZM101 99V98H100ZM151 99V98H150ZM177 99V98H176ZM115 100V99H114ZM140 100V99H139ZM209 100V99H208ZM108 101V100H107ZM128 101V100H127ZM141 102H142V100H140ZM247 101H250V100H247ZM257 101V100H256ZM49 102V101H48ZM47 102V103H48ZM109 102V101H108ZM107 102V103H108ZM134 102H135V100H134ZM146 102H148V101H146ZM209 102H210V100H209ZM253 102V101H252ZM106 102L104 101V104H105ZM106 103V104H107ZM110 103H112V102H109V104ZM159 103V102H158ZM215 103V102H214ZM45 105H47V104H45ZM210 105V106H209ZM215 105V104H214ZM231 105V104H230ZM233 105V104H232ZM236 105V104H235ZM263 105V104H262ZM261 105V106H262ZM97 106H98V103H97ZM212 106H213V104H212ZM218 106V105H217ZM237 106H240V105H237ZM243 106V105H242ZM257 105L255 104V106L254 107H256ZM49 107V105L47 106V108ZM70 107V106H69ZM74 108H78V107H75V106H73ZM96 107V106H95ZM154 107V106H153ZM236 107V106H235ZM263 107V106H262ZM113 108V107H112ZM156 108V107H155ZM238 108V107H237ZM250 108V107H249ZM248 108V109H249ZM50 109V108H49ZM117 107L115 106V111H116V113L118 112L117 110ZM119 109V108H118ZM122 109V108H121ZM157 109V108H156ZM176 109H177V106H176ZM221 109H222V107H221ZM228 109V108H227ZM226 109V110H227ZM247 109V110H248ZM251 109V108H250ZM81 111L82 110H84V109H80ZM110 110V109H109ZM224 110H225V107H224ZM232 110H234L233 109V107H232V109H231V111ZM237 110V109H236ZM239 110H241L240 108H239ZM254 110V109H253ZM42 111V110H41ZM111 111V110H110ZM110 111H107V113L108 112H110ZM113 111H114V109H113ZM115 111L113 112V115H114V117L116 118H118L119 117V113H120V111H119V113H117V116H115ZM255 111V110H254ZM258 111V110H257ZM262 111V110H261ZM100 112V111H99ZM155 112H157V111H155ZM233 112H236L237 113V111H233ZM32 113V112H31ZM30 113V114H31ZM59 113V112H58ZM70 113H72L71 111H70ZM92 113V112H91ZM106 113V114H107ZM235 113V114H236ZM252 113H253V111H252ZM53 114H55V118L53 117ZM69 114V113H68ZM104 115L105 117L104 118H106V117H108L107 115ZM122 114V113H121ZM208 114H209V116H208ZM216 116H220V117H215V115ZM219 114V115H218ZM70 115V114H69ZM109 115V114H108ZM174 115H177V114H173V115H170L169 114V116H166V117H161V118H159V120H157L158 122H157V124L155 123L154 125H156V128L154 129V125H152V126H154L153 127V133L150 131L151 130V128L149 129V132H151L150 133V135L151 134H153L154 135V137H155V142L156 141H160V140H165L166 139V141H167V139L169 140V139H171L170 141H175V140H172V138L174 139L175 138V136L177 135L176 134V132H178V129L177 128H175V129H173V130H171L169 133L167 132H164L163 130V128H165V125H166V123H167V121H172L171 123H176V124H179L178 122V118H180V116H174ZM207 115V116H206ZM242 115V114H241ZM71 116H73V115H71ZM124 116V115H123ZM130 116V115H129ZM250 116V115H249ZM263 116V115H262ZM113 117V116H112ZM121 118H122V116H120ZM119 117V118H120ZM175 117V118H174ZM251 117V116H250ZM109 118V117H108ZM107 118V119H108ZM115 119V120H117L118 121V119ZM120 118V119H121ZM125 118V117H124ZM127 118V117H126ZM132 117L130 116V118L129 119H131ZM210 118V117H209ZM224 118V119H223ZM234 118H235V116H234ZM240 118V117H239ZM242 118V117H241ZM261 118V117H260ZM111 119V118H110ZM112 119H114V118H112ZM111 119V120H112ZM123 119V118H122ZM136 119V118H135ZM148 119H149V117H148ZM246 119V118H245ZM255 119V118H254ZM258 119V118H257ZM87 120V119H86ZM109 120V119H108ZM125 119H123L122 121H124ZM132 120V119H131ZM143 120V119H142ZM145 120V119H144ZM205 120V119H204ZM207 120V119H206ZM211 120H212V118H211ZM234 120V123H235V119H233ZM247 120V119H246ZM249 120V119H248ZM116 121V122H117ZM215 121H217V120H215ZM237 121V120H236ZM240 121H243V120H239V121H237L238 123H240ZM115 122V121H114ZM119 122H121V121H119ZM132 123H133V121H131ZM131 122H129V123H131ZM156 122V121H155ZM212 122L214 123V121L212 120ZM218 122H220V121H218ZM247 122V121H246ZM251 122V121H250ZM123 123H125V121L123 122ZM128 123V122H127ZM127 123H125V124H123L122 126H126L125 128V130H123L122 132L120 131V132H118L117 131V126H111L107 131L109 132V131H111V130H114L113 131V137L111 138V137H109V139H107V141L106 140H104V141H99V140H96V144L97 143H99V142H101V144L100 145H103L104 146V148L106 149V147L108 146V147H111V152L109 151V156H113L115 159H118L117 158V156L119 157L120 155L119 154H123V152L125 153V148H127L128 146H130L131 147V145L133 144L134 145V143H136V145H137V143H139V140H140V142H141V144H142V147H144V148H146V147H149L148 145V143H149V141L146 139L147 137L146 136H148V134H149V132H148V134L146 133V131H145V129H146V124H147V122H146V124H145V122L143 123L141 120H139V119H137V121L135 122V124H133V125H131V124H127ZM149 123H150V121H149ZM169 123V122H168ZM232 124H233V122H231ZM231 123H230V125H231ZM249 123V122H248ZM229 124V123H228ZM61 125H62V123H61ZM111 125V124H110ZM116 125H117V123H116ZM236 124H234L233 126H235ZM247 125V124H246ZM146 126V127H145ZM177 126V125H176ZM202 126V125H201ZM238 126V125H237ZM261 126V125H260ZM264 126V125H263ZM56 127V126H55ZM62 127V126H61ZM150 127H151V124H150ZM63 128V127H62ZM85 128V127H84ZM107 128V127H106ZM197 128V127H196ZM65 129V128H64ZM88 130H89V128H87ZM93 129H95V127L93 128ZM211 129V128H210ZM241 129V128H240ZM245 129V128H244ZM31 130V129H30ZM238 130V129H237ZM148 131V130H147ZM30 132V131H29ZM84 132V131H83ZM87 132H89V131H87ZM155 132V133H154ZM162 132H164V133H162ZM30 133H32V132H30ZM66 134H67V130H66V132H65ZM239 133V132H238ZM259 133V132H258ZM65 134V135H66ZM264 134V133H263ZM255 135V134H254ZM213 136V135H212ZM255 136H257V135H255ZM264 136V135H263ZM59 137V136H58ZM83 137V136H82ZM144 137H145V140H142V139H144ZM149 137V136H148ZM253 138H254V136H252ZM77 138V137H76ZM87 138V137H86ZM85 138V139H86ZM177 138V137H176ZM235 138V137H234ZM183 139V138H182ZM218 139V138H217ZM249 139H250V137H249ZM93 140H95L94 138H93ZM177 140V139H176ZM180 140V138L177 140V142ZM186 140V139H185ZM185 140H183V142L182 143H185L186 141ZM226 140V139H225ZM246 140V139H245ZM256 141H257V139H255ZM19 141V142H18ZM181 141V140H180ZM179 141V142H180ZM227 141V140H226ZM3 142V141H2ZM71 142V141H70ZM152 142V141H151ZM162 142V141H161ZM164 142V141H163ZM246 142V141H245ZM45 143V142H44ZM82 143H83V141H82ZM82 143H81V145H82ZM153 143V142H152ZM152 143H150V145L152 144ZM170 143V142H169ZM176 143V142H175ZM181 143V142H180ZM181 143V144H182ZM210 143V142H209ZM234 143V142H233ZM256 143H258L257 145H256ZM89 144V142L87 141V145ZM91 144V143H90ZM116 144H118L117 145V147H114L113 148V146H116ZM144 144H148L146 147H145V145ZM154 144V143H153ZM223 144H224V142H223ZM234 144H237V143H234ZM240 144V143H239ZM246 144V143H245ZM248 144V143H247ZM43 145V144H42ZM41 145V146H42ZM79 145V144H78ZM81 145H80V147H81ZM144 145V146H143ZM225 145V144H224ZM74 146V145H73ZM83 146V145H82ZM165 146V145H164ZM228 146V145H227ZM246 146H248V145H246ZM245 146V147H246ZM250 146V145H249ZM254 146H257V149H259V150H256L255 148V150H256V153L258 154V151H260V152H262L264 149V138H262V136H261V138L257 141V142H255V145ZM254 146H251V148L252 147H254ZM39 147H40V145H39ZM47 147V146H46ZM45 147V148H46ZM71 147V146H70ZM77 147V146H76ZM84 147H85V145H84ZM107 147V148H108ZM221 147V146H220ZM44 148V149H45ZM78 148H79V146H78ZM135 148V147H134ZM140 148V147H139ZM144 148H142V149H144ZM150 148V147H149ZM183 148V147H182ZM191 148H193V147H191ZM223 148V147H222ZM247 148V147H246ZM246 148H244V150L246 149ZM262 148V149H261ZM41 149V148H40ZM81 149V148H80ZM79 149V150H80ZM91 149V148H90ZM109 149V148H108ZM108 149H107V151H108ZM138 149V148H137ZM141 149V148H140ZM140 149H138L139 151H140ZM152 149H154V148H152ZM160 149V148H159ZM159 149H158V151H159ZM253 149V150H254ZM73 150H74V148H73ZM72 150V151H73ZM85 150V149H84ZM83 149H82V151H84ZM134 150V149H133ZM137 150V151H138ZM151 150V149H150ZM223 150V149H222ZM243 150V151H244ZM255 150H254V152H255ZM130 151V150H129ZM136 151V152H137ZM144 150H142L141 152H143ZM186 151V150H185ZM221 151V150H220ZM33 152V155H32V157H31V159L29 160V165L28 166H30V165H33V164H36L38 161H39V157H40V155H39V151H37L35 148H34V150L32 151ZM75 152V151H74ZM88 152H90V153H88V159H90V158H92V156L94 155H97V150H92V151H90V150H88ZM126 152H127V150H126ZM136 152H133V153H136ZM140 152V153H141ZM147 152H149V151H147ZM214 152V151H213ZM264 152V151H263ZM65 153V152H64ZM80 153V152H79ZM129 153V152H128ZM138 153V152H137ZM143 153H146L145 151L143 152ZM255 153V154H256ZM122 154H121V157H122ZM139 154V153H138ZM256 154V155H257ZM264 154V153H263ZM66 155V154H65ZM81 155V154H80ZM84 155V154H83ZM82 155V156H83ZM126 155V154H125ZM130 155V154H129ZM133 155V154H132ZM240 155V154H239ZM249 155V154H248ZM13 156V155H12ZM42 156H44L45 157V155H42ZM54 156H55V158H54ZM82 156H81V160L85 157H83L82 158ZM190 156V155H189ZM251 156V155H250ZM75 157V156H74ZM120 157V158H121ZM228 157V156H227ZM76 158V157H75ZM80 158V157H79ZM79 158H77V159H79ZM244 158V157H243ZM51 159V158H50ZM146 159H148V158H146ZM226 159V158H225ZM76 160V159H75ZM92 160V159H91ZM250 160V159H249ZM262 160V159H261ZM261 160H259V161H261ZM15 161V162H16ZM45 161V160H44ZM141 161V160H140ZM192 161V160H191ZM194 161V160H193ZM247 161V160H246ZM12 162V163H13ZM121 162V161H120ZM143 162H144V160H143ZM150 162V161H149ZM11 163V164H12ZM80 163V162H79ZM78 163V164H79ZM85 163V162H84ZM83 163V164H84ZM139 163H141V162H139ZM195 164V162H192V164ZM210 163V162H209ZM208 163V164H209ZM242 163V162H241ZM89 165H90V163H88ZM144 165L142 166V164H139V167H140V169H141V171H143V173L145 172H147L148 170V168H147V165L145 164V163H143ZM193 164V166H192V170L189 172V174H191L192 175V178H193V176L195 175V171H194V169H196L198 166V164L196 165H194ZM200 164H201V162H200ZM199 164V165H200ZM146 165V166H145ZM242 166H241V172L244 174L245 172H248L252 167H251V164H241ZM50 166V165H49ZM106 166H108V165H106ZM105 166V167H106ZM204 166V165H203ZM194 167V168H193ZM205 167V166H204ZM240 167V166H239ZM43 168V167H42ZM77 168V167H76ZM109 167H107V169H108ZM183 168V167H182ZM50 169V168H49ZM68 169V168H67ZM257 169V168H256ZM86 170H89L90 172V177H89V179H90V181H88L90 184H93V183H100V185H99V187L101 186V185H103L104 183H105V178H104V176H101L102 174H101V172L99 171V168H97V166H88V167H86ZM109 170V169H108ZM107 170V171H108ZM183 170V169H182ZM43 171H45L46 172V170H43ZM55 171V172H56ZM184 171V170H183ZM256 171V170H255ZM255 171H253V173L255 172ZM44 172V174L46 175V173ZM58 172H59V170H58ZM62 172H63V169H62ZM68 172V171H67ZM181 172V171H180ZM233 172V171H232ZM150 173V172H149ZM207 173V172H206ZM41 174V173H40ZM39 174V176H41ZM165 174V173H164ZM184 174V173H183ZM9 175V174H8ZM150 175V174H149ZM191 175H190V177H191ZM251 173H246L245 174V178H248L249 180H251L252 178H251ZM47 176H50V175H47ZM46 176V177H47ZM68 176V175H67ZM84 176V175H83ZM165 176V175H164ZM189 175H187V177L186 178H189L188 177ZM51 177V176H50ZM168 177V176H167ZM176 177V176H175ZM178 177V176H177ZM264 177V176H263ZM53 178V177H52ZM79 178V177H78ZM182 178V177H181ZM47 179V178H46ZM51 179V178H50ZM190 179V178H189ZM260 179V178H259ZM80 180V179H79ZM168 180V179H167ZM205 178H202L201 179V181H200V192L198 193V195L196 196V197H194L193 199H195L197 202H199L200 204H204L205 205V203H206V201H207V203H208V200H206V193L204 194V192H205V190H207V185L208 184H206L205 185ZM257 180V179H256ZM45 181V180H44ZM43 181V182H44ZM15 182V181H14ZM38 182V181H37ZM51 182V181H50ZM49 182V183H50ZM52 182H54V179H53V181ZM56 182V181H55ZM241 182V181H240ZM263 182H264V180H263ZM57 183V182H56ZM60 183H62V182H60ZM66 182H64L63 184H65ZM78 183H80L79 181H78ZM204 184V185H203ZM257 184H260V183H257ZM256 184V185H257ZM42 185L43 184H38V183H33L32 185H29V188H30V192L32 193L35 189H37V191L36 192H39L40 190H41V188H42ZM54 185V184H53ZM211 185V184H210ZM261 185H262V183H261ZM261 185H257V187H258V191H260V188H261ZM50 186V185H49ZM62 185H60L59 187H61ZM66 186H67V184H66ZM79 186V185H78ZM211 187V186H210ZM263 187V186H262ZM254 190H256L257 188L254 186ZM208 189H209V187H208ZM61 190H65L64 188L63 189H61ZM60 190V191H61ZM80 190V189H79ZM263 191H264V189H262ZM260 191L261 192V194H262V192L263 191ZM27 191V190H26ZM35 192V193H36ZM41 192V191H40ZM77 192V191H76ZM90 192V191H89ZM88 192V193H89ZM109 193V191H98L97 192V194H95V195H99L100 196V200L101 199H104V198H107L108 197V193ZM208 192V191H207ZM82 193V192H81ZM209 193V192H208ZM264 193V192H263ZM50 194V193H49ZM49 194H47V191H46V193H36V194H34L32 197H30V199H29V203H28V205L27 206H29V209L26 211V214H27V218L29 219V220H40L41 222L39 223V224H37V226H40V228L39 229H41L42 228V226H43V224L45 223V222H47V221H49L51 218H56V214L60 211L59 209L61 208V206H59V204H57V202H54V201H52L51 200V204H49V201L48 200H50L51 198H50V196H49ZM74 195H75V193H74ZM77 195H78V193H77ZM109 195H110V193H109ZM133 195V194H132ZM208 195V194H207ZM88 196V199H84V201L83 202H87V203H89V199L91 200V197H96V196H89V195H87ZM130 194H129V198H130ZM94 198H92V199H94ZM210 198V196L208 195V197H207V199H209ZM23 199V198H22ZM76 199V198H75ZM98 199V198H97ZM131 199H133V198H131ZM135 199V198H134ZM138 199V198H137ZM190 199H192V198H190ZM25 200V199H24ZM65 200V199H64ZM169 200V199H168ZM175 200V199H174ZM263 201H264V199H262ZM47 201V202H46ZM68 200H66V202H67ZM99 200H97V202H98ZM74 202H76V200H74ZM93 202V201H92ZM94 202H95V200H94ZM212 202V201H211ZM23 203H25V202H23ZM96 203V202H95ZM74 204V203H73ZM80 204H81V201H80ZM93 203H90V205H92ZM209 204V203H208ZM207 204V205H208ZM219 204V203H218ZM76 205V204H75ZM94 205V204H93ZM222 205V204H221ZM75 207V206H74ZM183 207V206H182ZM224 207V206H223ZM217 208H219V207H217ZM186 209V208H185ZM220 209V208H219ZM101 210V209H100ZM158 210V209H157ZM222 210V209H221ZM73 211V210H72ZM192 211V210H191ZM220 211V210H219ZM214 213H216L215 211H214ZM42 216H41V215ZM60 214V213H59ZM194 214L197 216V217H195L196 218V220L195 221H199V220H201V221H204V230H203V232H201L200 233V237L201 238H204V239H208V241H210L211 243H213V244H215V242H217V239H220V238H224V236H226V235H228L229 234V232L231 233L233 230H234V228H236L237 227V225H238V222H236V221H234L231 217H230V215L228 214V215H224L223 217H227L228 219L225 221V229L224 230H222V231H219L218 233V235H216V233L217 232H214L213 231V225H215V224H217V222H221V221H223L224 219H222V218H219V216L218 217H216L215 215H217V214H213L210 210H204L203 212H202V209L198 206V207H196V209H195V211H194ZM71 215V214H70ZM55 216V217H54ZM110 216V215H109ZM194 216V215H193ZM192 216V217H193ZM198 216L200 217V218H198ZM191 217V216H190ZM189 217V218H190ZM112 218V217H111ZM188 218V217H187ZM188 218V219H189ZM27 219V220H28ZM193 219V218H192ZM28 220V221H29ZM138 220V219H137ZM140 220V219H139ZM144 220H145V218H144ZM27 221V222H28ZM108 221H110V220H108ZM26 222V223H27ZM128 222V221H127ZM191 222V221H190ZM200 222V221H199ZM198 222V223H199ZM29 223V222H28ZM28 223H27V226H28ZM70 223V222H69ZM124 223H126V222H124ZM186 223H189L188 221L186 222ZM197 223V224H198ZM202 223V222H201ZM193 224H195V223H193ZM192 224V225H193ZM257 224V223H256ZM255 224V225H256ZM162 225V224H161ZM188 225V224H187ZM186 225V226H187ZM25 226V225H24ZM52 226V225H51ZM194 226V225H193ZM31 227V226H30ZM183 227V226H182ZM189 227V228H188ZM188 227H186L187 229H189L188 231L190 232L191 230H190V228L192 229V230H194V231H196V228L195 227H191L190 225L188 226ZM24 229H25V227H24ZM27 229H28V227H27ZM149 230H146V231H144L143 233H141V234H139L138 236H139V239L137 240V241H135V242H132L131 243V247H130V252L132 253H137L139 256H143V254H145L146 253V249H147V246H148V244L151 242V236H150V234H149V232L148 231H150L151 229L150 228H148ZM157 229V228H156ZM26 230V229H25ZM29 230H31V229H29ZM28 230V231H29ZM36 230V229H35ZM158 230H160V228L158 229ZM163 230V229H162ZM162 230H160V231H162ZM205 230H206V232H205ZM256 230V229H255ZM39 231V230H38ZM41 231V230H40ZM39 231V232H40ZM166 231V230H165ZM186 231V230H185ZM185 231H183V232H185ZM188 231L186 232V233H188ZM30 232V231H29ZM137 232V231H136ZM155 232H157V231H155ZM255 232V231H254ZM38 233V232H37ZM139 233V232H138ZM185 233V234H186ZM194 233V232H193ZM198 233V232H197ZM250 233V232H249ZM24 234V233H23ZM158 234H160V233H158ZM183 234V233H182ZM28 235H29V233H28ZM28 235H23V237H22V239L23 238H25L26 237V239L28 240V239H30L31 238V235H29V237H28ZM33 235V234H32ZM119 235V234H118ZM187 235V234H186ZM194 235H195V233H194ZM194 235H192V237L194 236ZM216 236H218V238H216ZM227 237V236H226ZM37 238V237H36ZM161 238V237H160ZM190 238V237H189ZM196 238V237H195ZM194 238V239H195ZM35 239V238H34ZM38 239V238H37ZM33 241V240H32ZM160 242V241H159ZM194 242V241H193ZM63 243V242H62ZM195 243V242H194ZM243 243H245V242H243ZM247 243V242H246ZM157 244V243H156ZM199 244V243H198ZM22 248L24 247V243H22L21 242V244H19ZM73 245V244H72ZM71 245V246H72ZM32 246V245H31ZM157 246V245H156ZM195 246L196 247H198L196 244H195ZM26 247V246H25ZM38 247V246H37ZM74 247V246H73ZM152 247H153V245H152ZM33 248H35V247H33ZM157 248V247H156ZM132 249V250H131ZM155 249V247H153V250ZM198 249V248H197ZM250 249V250H249ZM255 249V248H254ZM61 250V249H60ZM152 250V249H151ZM152 250V251H153ZM248 250L251 252V250H252V248H251V246L250 245H248V244H244L243 246H241V247H239L238 249H237V252H239L240 254L241 253H246V252H248ZM70 252L72 251L71 249L69 250ZM73 251H76V248L73 250ZM199 251V250H198ZM18 252V251H17ZM201 252V251H200ZM219 252V251H218ZM250 252H248V253H250ZM255 252V251H254ZM20 254V253H19ZM71 254H73V253H71ZM156 254H158V253H156ZM201 254H203V253H201ZM56 255V254H55ZM151 256V255H150ZM153 256V255H152ZM152 256H151V258H152ZM174 257H175V255H174ZM201 257H203L202 255H201ZM156 258V257H155ZM155 258H152V259H155ZM204 258V257H203ZM160 259V258H159ZM174 259V258H173ZM183 259V258H182ZM205 259V258H204ZM48 260V259H47ZM171 261H172V256H171V259H170ZM175 260V259H174ZM185 260H187L186 258H185ZM56 261V260H55ZM55 261H53V262H55ZM164 261H165V259H164ZM167 261V260H166ZM165 261V262H166ZM169 261V260H168ZM176 261V260H175ZM209 261V260H208ZM50 262H51V260H50ZM137 262H139V261H137ZM143 262V261H142ZM27 263V262H26ZM111 263V262H110ZM169 263H172V262H169ZM112 264H116V261L115 260H112ZM164 264V263H163ZM212 264V263H211Z\"/></svg>",
  "mask_w": 264,
  "mask_h": 264
}]
</instances>
